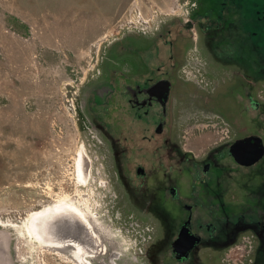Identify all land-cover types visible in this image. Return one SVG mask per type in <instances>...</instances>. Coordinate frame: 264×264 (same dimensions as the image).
Instances as JSON below:
<instances>
[{"label": "rangeland", "instance_id": "374dc122", "mask_svg": "<svg viewBox=\"0 0 264 264\" xmlns=\"http://www.w3.org/2000/svg\"><path fill=\"white\" fill-rule=\"evenodd\" d=\"M263 3L0 0V222L18 223L67 198L94 208L116 234L130 255L119 264H133L136 253L134 264H220L227 247L214 237L218 230L234 235L238 220L264 224V159L234 167L227 145L248 132L264 136V22L253 11ZM160 75L172 90L167 124L156 134L158 104L138 115L123 85ZM105 80L113 93L95 102L91 90ZM84 150L93 165L82 183L74 159ZM210 152L206 174L201 163ZM184 203H193L190 228L202 243L181 262L170 240L187 217ZM55 223L61 239L81 234L79 226ZM0 232L13 264H77L48 240L18 237L1 224ZM255 241L253 264H264V244L258 253Z\"/></svg>", "mask_w": 264, "mask_h": 264}, {"label": "flooded vegetation", "instance_id": "af4514ba", "mask_svg": "<svg viewBox=\"0 0 264 264\" xmlns=\"http://www.w3.org/2000/svg\"><path fill=\"white\" fill-rule=\"evenodd\" d=\"M259 9V7L253 9L254 14H255V19L256 21L259 22H264V3H263V9L261 10ZM261 13V14H259ZM259 14V15H258ZM184 27L186 29H191L192 31H194V23H192L189 20H186L184 22ZM264 26V24L262 25ZM261 31V29H260ZM250 33L254 36L255 34H257L256 32L250 31ZM264 38V37H263ZM247 76V75H246ZM245 76V77H246ZM114 87L113 84L108 81H100L98 82L91 90L92 93V98L95 102H105L106 101V96H108L109 94L113 93ZM171 90H172V82L171 79L168 76L165 75H160L157 77H149L147 79L146 82H134L132 83H125L123 85V91L125 93V95L127 96V100L128 102L131 103L132 106H135V108L137 109V114L139 115L141 112H139V110H142V113H144L145 115L148 114V111L150 110V108L152 106H154V104H158L160 110H159V119L156 122V124L154 125L153 131L157 134H161L167 124V119L165 120V118L168 115V102L170 100V96H171ZM250 103L252 108H257L258 106V102H252V99L250 98ZM234 116L236 114V109L234 110ZM143 114V115H144ZM254 125L251 124H247V126H245V129H249L252 128ZM168 144V143H167ZM167 144L164 145V148L167 149ZM228 145V152L229 155L233 158L234 161V167L238 166L241 168H250L251 166L255 167L258 162L262 157H264V136H262L261 134L257 133V132H248L243 134L242 136L239 137H233L231 138V140L227 143ZM246 147L248 149L249 152L247 153H243V156L241 157L242 159L240 160V162L235 158L233 153H242L243 152V148ZM252 150V152H250V150ZM168 150H170V148L168 147ZM255 152V153H253ZM212 152L207 153V157L208 159L203 161L201 163V171L208 174L211 171V168L213 167V163L212 161H210L211 156H212ZM251 163L249 164H245L244 162L250 161L252 159H254ZM231 159V158H230ZM258 162V163H257ZM255 163H257L256 165H254ZM136 172L139 174H143L144 173V169L141 166H137L136 168ZM202 184V186L206 185V181L202 180L200 182ZM168 188V192L171 196H178V189L171 185ZM151 194H149L148 196H150ZM152 198V196H151ZM141 199H138V201H136V205H141L142 202ZM193 204V203H192ZM190 203H184L183 206L187 211V217L185 218V220H183L179 226L176 228V230H174V238H172L170 240V246L172 249V253L174 255V258L177 261H186V259L188 258V256L190 255V253H192L191 251L200 243H202V238L200 236V234H197L195 231H193L190 228V221H191V211L193 208V205ZM259 224V220L251 222L249 225L247 223H244L243 226H239V220L238 222H234L233 221V227L234 229H237V231H235L234 235L230 232H227V230L229 228H225L226 230L220 232L219 230L216 232V234L214 235L215 238H218V241H226L225 244H223L224 246H222L224 249L229 246L230 244L234 243L237 241V239L244 233H247L249 235H251L253 243H254V257L253 260L251 262V264L254 263L255 260V250H256V241H255V236L258 238V240H260V243L257 242L258 244V253L260 250H262L263 248V244H264V224L260 225L261 228L258 227ZM248 225V227H247ZM214 224H212V222L210 221L206 228L207 229H211V232L214 231ZM245 227V228H242ZM151 230L153 231V228L151 226ZM254 229L259 230V234H255ZM147 231L151 232L150 228H146ZM155 230V229H154ZM229 231H231L229 229ZM256 232V231H255ZM230 233V234H229ZM255 234V236H254ZM151 238V237H150ZM177 248L183 250V252H185V256L179 258L178 257V252H176ZM176 250V251H175ZM141 254L136 253V261H139ZM220 264H224L221 261V256L220 258L217 257ZM257 262L259 260V255L257 254L256 256Z\"/></svg>", "mask_w": 264, "mask_h": 264}, {"label": "bare ground", "instance_id": "6f19581e", "mask_svg": "<svg viewBox=\"0 0 264 264\" xmlns=\"http://www.w3.org/2000/svg\"><path fill=\"white\" fill-rule=\"evenodd\" d=\"M194 31L197 35L195 25ZM149 52L150 50L147 51L148 54ZM84 164L86 165L85 168ZM74 165L79 179L83 183L91 171L93 160L85 150L80 151L77 158L74 159ZM97 214L98 212L90 206L83 208L67 198H58L54 204L44 206L40 210L37 209L28 212L18 223L0 222V224L2 230L7 231L8 229L9 231H13L18 237L34 236L39 241L48 245L50 243L45 242V240L52 242L51 246H55L56 248L62 247V249L51 248L57 252H62L64 248L77 264H92V259L101 264H106V262L107 264H119L118 261L120 259L125 261L130 255L127 254L126 249L117 240L119 238H115L116 234H112L110 228L101 221ZM66 220L68 221L66 222ZM56 221H64L65 225H71L75 228L77 221L81 223L84 229L83 234L74 233L73 236L75 235L83 244H80L77 239L64 237V239H61L58 236V231H54L53 225H56ZM66 236L72 237V233ZM132 258L133 260L131 262L133 264L136 263V257L134 256Z\"/></svg>", "mask_w": 264, "mask_h": 264}, {"label": "built area", "instance_id": "2783aa9c", "mask_svg": "<svg viewBox=\"0 0 264 264\" xmlns=\"http://www.w3.org/2000/svg\"><path fill=\"white\" fill-rule=\"evenodd\" d=\"M252 251V237L244 233L239 240L227 246L221 261L226 264H248L252 261Z\"/></svg>", "mask_w": 264, "mask_h": 264}, {"label": "water", "instance_id": "95a60500", "mask_svg": "<svg viewBox=\"0 0 264 264\" xmlns=\"http://www.w3.org/2000/svg\"><path fill=\"white\" fill-rule=\"evenodd\" d=\"M250 150V152H252V150L251 149H249ZM247 153V152H249L248 151V149L246 148V147H244L243 148V152L241 153H233L234 154V156H235V158L240 162V160L242 159L241 157L243 156V153ZM253 153H255V152H253ZM248 154V153H247ZM253 160H255V158L254 159H252V160H250V161H247V162H244L245 164H249V163H251ZM62 219V218H61ZM68 220H66V222H67ZM77 227L79 226L80 227V232H81V235L83 234V232H84V229H83V226L81 225V223H79L78 221L76 222V224H75ZM1 235H4V233H2V232H0V236ZM66 236V235H65ZM64 236V238H70V239H77L76 237H75V235L73 236V234H72V237L70 236H67V237H65ZM63 238V237H62ZM1 242V241H0ZM7 248L8 247H3V245L0 247V254H1V256H4L5 258H6V263H4V264H13L12 262H11V260H10V257L8 256V250H7ZM177 250V251H176ZM175 251L176 252H178V257L179 258H181V257H183V256H185V252H183V250H181V249H179V248H177ZM1 259V258H0Z\"/></svg>", "mask_w": 264, "mask_h": 264}]
</instances>
